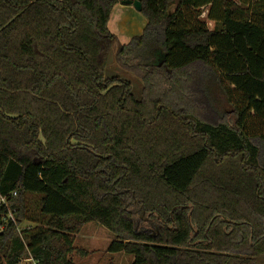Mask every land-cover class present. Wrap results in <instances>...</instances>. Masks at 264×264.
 I'll return each instance as SVG.
<instances>
[{
	"label": "trees",
	"instance_id": "obj_1",
	"mask_svg": "<svg viewBox=\"0 0 264 264\" xmlns=\"http://www.w3.org/2000/svg\"><path fill=\"white\" fill-rule=\"evenodd\" d=\"M119 2L0 0V264H75L90 223L131 264H260L264 0H142L117 46Z\"/></svg>",
	"mask_w": 264,
	"mask_h": 264
},
{
	"label": "rangeland",
	"instance_id": "obj_2",
	"mask_svg": "<svg viewBox=\"0 0 264 264\" xmlns=\"http://www.w3.org/2000/svg\"><path fill=\"white\" fill-rule=\"evenodd\" d=\"M131 0H120L115 6L109 23L110 31L117 37V46L127 44L131 38L140 35L146 24L144 15L137 11L132 5H124L123 3ZM210 30L214 29V23L208 21L207 14L203 16ZM115 48L111 50L106 70V76H120L131 82L135 92L140 94L141 85L131 75L124 73L115 62ZM219 101L222 109L227 108L222 95L216 90L213 93ZM39 219L38 199L30 198V214L29 220L23 221L19 226V230L26 228H36L35 223ZM115 240L114 235L105 227L98 223H90L83 227L81 232L76 236L74 247L76 251L70 256L75 264H131L134 258L121 253H110L108 251L110 244ZM85 254H84V253ZM259 263L264 264V256L259 258ZM21 264H35L31 259H25Z\"/></svg>",
	"mask_w": 264,
	"mask_h": 264
},
{
	"label": "water",
	"instance_id": "obj_3",
	"mask_svg": "<svg viewBox=\"0 0 264 264\" xmlns=\"http://www.w3.org/2000/svg\"><path fill=\"white\" fill-rule=\"evenodd\" d=\"M124 4L132 5L137 11L142 12V0L125 1Z\"/></svg>",
	"mask_w": 264,
	"mask_h": 264
},
{
	"label": "built area",
	"instance_id": "obj_4",
	"mask_svg": "<svg viewBox=\"0 0 264 264\" xmlns=\"http://www.w3.org/2000/svg\"><path fill=\"white\" fill-rule=\"evenodd\" d=\"M5 202V199H1V203H4Z\"/></svg>",
	"mask_w": 264,
	"mask_h": 264
},
{
	"label": "crops",
	"instance_id": "obj_5",
	"mask_svg": "<svg viewBox=\"0 0 264 264\" xmlns=\"http://www.w3.org/2000/svg\"><path fill=\"white\" fill-rule=\"evenodd\" d=\"M124 4V3H123ZM124 5H126V4H124ZM133 262V261H132Z\"/></svg>",
	"mask_w": 264,
	"mask_h": 264
}]
</instances>
